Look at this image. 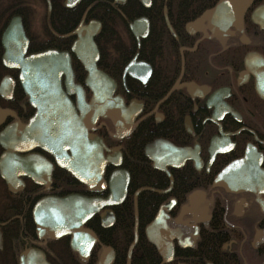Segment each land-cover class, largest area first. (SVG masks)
Returning <instances> with one entry per match:
<instances>
[{
  "label": "flooded vegetation",
  "instance_id": "1",
  "mask_svg": "<svg viewBox=\"0 0 264 264\" xmlns=\"http://www.w3.org/2000/svg\"><path fill=\"white\" fill-rule=\"evenodd\" d=\"M218 2L0 0V135L11 125H27L37 113L20 82V70L3 61L7 51L4 34L15 17L21 18L28 39L25 56L48 49L68 52L74 81L83 86L87 101L92 96L85 84L87 71L72 46L80 24L100 22L94 37L100 53L97 66L114 79L115 95L122 97L135 116L132 130L125 135H120L109 115L89 122V133L102 137L105 144L103 187L90 189L39 141L21 143L26 149L15 150V154L44 161V169L19 174L13 188L0 172V264H20L21 254L31 248L41 250L48 264H98L109 247L115 264L117 249L104 244L88 222L97 216V225L111 229L117 220L116 209L131 195L137 208L134 240L125 264H132L142 236L147 240L142 245L147 254L149 250L156 256L157 264H264V0H251L235 17L215 13L197 23ZM111 8L120 13L117 25L121 34L116 41H102L104 19ZM140 18L148 22L137 37L130 24ZM131 62L132 73L125 72ZM70 98L79 114L76 95ZM135 139H139L137 145ZM155 140L187 151L175 156L163 148L155 166L145 154L146 146ZM141 147L140 154L150 162L146 166L153 184L139 180L132 190L129 154ZM6 150L0 141V158ZM67 154L72 155L70 149ZM232 163L228 180L217 181L219 173ZM119 170L129 173L126 196L107 207L114 214L112 225L102 224L106 207L85 223L97 236L86 258L72 248L70 234L56 237L45 231L39 236L33 213L37 201L71 194L106 198L111 193V177ZM145 191L154 192L156 209L146 213L150 222L142 232L138 207ZM22 194L31 201L26 211L16 209ZM168 202V221L181 229L172 238L173 258L164 262L146 230ZM207 233L215 238L210 250L203 240Z\"/></svg>",
  "mask_w": 264,
  "mask_h": 264
},
{
  "label": "water",
  "instance_id": "2",
  "mask_svg": "<svg viewBox=\"0 0 264 264\" xmlns=\"http://www.w3.org/2000/svg\"><path fill=\"white\" fill-rule=\"evenodd\" d=\"M78 1L73 0V3ZM237 1L239 7L236 5ZM250 1L219 0L213 9L197 20V23L215 13L235 17L239 11H244ZM257 16L254 15L256 20ZM147 22L146 18L137 19L130 24V29L139 37L138 30ZM100 26L98 21L80 24L76 30L78 38L72 46L87 71L85 84L92 92L89 101L86 100L83 86L74 81L68 52L48 49L25 56L28 39L21 18L15 17L7 28L4 34L7 51L3 61L7 66L20 70L19 79L24 91L31 104L37 108V113L30 123L20 127L11 125L0 135V141L7 149L0 158V172L9 187L13 188L19 174L27 173L29 169L40 172L44 167L42 160L36 161L34 158L15 154V150L26 149L21 143L28 140L39 141V144L57 157L61 165L86 183L90 189L104 186L102 175L107 162L104 156L105 144L102 137L89 133L92 127L89 122H95L99 116L109 115L120 135H125L132 130L135 116L130 107H125L122 97L115 95L114 79L97 66L100 53L94 37L98 34ZM133 62L125 72L132 73ZM72 94L76 95L79 114L70 98ZM132 108L135 109V106ZM18 143L21 146L16 145ZM163 148L175 156H184L187 151L185 148L155 140L145 148V154L154 161L155 166L157 159L162 156ZM67 149L71 150L72 155L67 154ZM233 165L234 163L224 168L217 176V181L228 180V173ZM129 178V173L124 170L113 173L111 193L106 198L71 194L40 199L33 209L40 230L39 236L45 231L56 237L70 234L72 248L78 251L82 258H86L96 243L97 236L93 230L85 227V223L106 207L101 214L102 224L105 227L113 224V211L107 207L118 204L125 198ZM170 207L171 202L163 204L146 230L149 240L162 253L164 262L173 258L172 238L178 236L181 229L179 225L172 226L169 223ZM131 250L132 247L130 253ZM114 257V251L109 247L102 253L98 264H112ZM46 263L45 254L35 248L24 251L20 257V264Z\"/></svg>",
  "mask_w": 264,
  "mask_h": 264
},
{
  "label": "trees",
  "instance_id": "3",
  "mask_svg": "<svg viewBox=\"0 0 264 264\" xmlns=\"http://www.w3.org/2000/svg\"><path fill=\"white\" fill-rule=\"evenodd\" d=\"M190 1L192 3H197V4L203 2V0H190ZM110 11L111 12L104 19V25L100 35V39L102 41L103 40L106 41L110 38L116 41L119 35L121 34L120 28L117 25V20L120 19V15H119L120 13H117L118 11L112 8L110 9ZM105 50L107 49L102 48L103 52ZM135 140H136L135 145H137L139 139H135ZM141 150L142 147L135 148L132 151V153L129 154L130 155L129 157L131 158V165L133 164V168L131 169L133 175V182H134V185L131 184L132 190L136 187L137 185L136 182H138L139 180H144L146 184L150 186L153 184L151 179L149 178L150 172L148 171L146 166V163H148L149 165L150 162L146 160L142 156V154H140ZM127 162L129 163L130 160H128ZM30 202H31L30 199L27 196L23 195L20 199H17L16 209H19L21 211H26ZM136 208L137 206L135 205V202L133 201L131 195L130 198L127 199V201L121 207L116 209L117 220L115 225L111 229H102L99 225H97L95 223V220H98L97 216H95V218H93L88 222V226L92 227L95 231L98 232V235L104 244H111L117 249V260L115 264H125L128 248L134 240ZM155 209H156V203H155L154 192L152 191L142 192L139 197V207H138L140 230H142V232L144 226L150 220L148 219L146 213L147 214H149L150 212L152 213L155 211ZM213 237L214 235L207 233L205 234L203 239L208 242L207 247H209V250L210 248L212 249L213 245L215 244V238ZM15 238L17 239L16 234H15ZM142 243L143 244L147 243V240L145 239L144 236H142V239L138 242V245L135 247V253L132 256V264H157L156 256L153 255L152 252L149 250L147 254V250L146 248H144ZM142 248H144L145 251L144 256H141ZM97 251L98 248L95 249V251L93 252V257H92L93 263H95L97 260V256H98Z\"/></svg>",
  "mask_w": 264,
  "mask_h": 264
}]
</instances>
